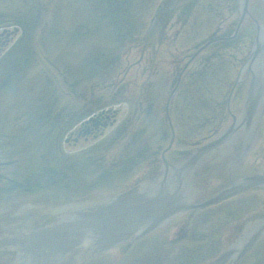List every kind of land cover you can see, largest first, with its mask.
I'll list each match as a JSON object with an SVG mask.
<instances>
[{"label": "flooded vegetation", "instance_id": "obj_1", "mask_svg": "<svg viewBox=\"0 0 264 264\" xmlns=\"http://www.w3.org/2000/svg\"><path fill=\"white\" fill-rule=\"evenodd\" d=\"M68 1L70 2L67 3ZM73 1L79 3L78 0L61 2L63 4L60 7L65 10L63 21L95 24L105 31L111 24L116 23L118 28L123 30V34L118 38L119 41L127 43L126 50L122 51L121 55L125 52L128 54L137 51L139 53L138 60L131 64L130 68L137 65L138 75L144 80L141 83L129 81L127 79L129 65L120 75V80L113 79V41L108 34H102L98 36L97 41L94 40L82 47V51L85 52L91 46L99 44L98 49L102 48V50L94 56V63L98 66L87 64L88 69L83 67L84 75H81V67H79L77 72L81 75L80 78L77 81L66 80L65 68L57 65L53 56L44 51L40 44L51 30L46 23L39 28L43 19L41 10L32 14L28 21L18 22L13 27L1 29L0 189L11 190L15 186L28 185L31 175L48 172L61 175L50 185L58 186L69 179V172L78 168L82 159L87 160L85 154L99 151L113 153L119 148L124 149L126 145L122 141V136L127 132L129 124L131 130L127 137L130 138L134 135L136 127L144 129V126L139 124L142 120L156 121L159 119V89L149 86L155 68L156 44L169 35V26L173 19H178L176 17L179 9L178 3L181 0L164 1L142 34L136 33L137 30L133 27L137 14L133 11L130 0H84L91 5L86 7H81ZM252 6L253 10H263L264 19L263 0H253ZM192 8L193 4L189 2L183 6L180 14L184 15ZM139 14L143 18L137 21L143 22L146 14L142 11H139ZM257 16V13L254 14L255 18ZM18 35L19 40L13 49L5 54V45L9 46ZM152 36L153 50L150 56L152 62L149 63L150 70L147 75L143 63ZM84 37L81 34L77 37L78 47L82 42H86ZM35 63H41V66L33 65ZM247 84L248 79L243 75L231 101L233 113H238L240 110ZM165 116L168 118L167 113ZM138 121L140 122L137 123ZM263 136L264 122L261 125L260 141ZM124 151L126 149L122 152ZM171 152L170 148L165 153V159L168 164L172 165L179 158V152H174L170 156ZM228 152H223L221 156ZM258 156L261 155L257 146L235 170L229 167L228 162L200 168L198 173L196 172L198 182L195 183L196 177L192 180L193 189L197 191L198 187H205L206 194L212 178L215 179L217 175L220 176V188H225L238 178L254 173L253 170L258 163L252 158L257 160ZM221 164L226 165L227 168L221 169ZM6 168L9 171H5ZM34 168L40 170L34 171ZM164 171L162 151L157 150L144 178L164 173ZM215 171L219 173L210 176ZM50 179L54 181V178ZM50 186L41 187L36 181L35 185L29 188H16L8 192L0 191V264H11L17 257V254L10 248L12 237L9 238L7 246L8 242L5 238L9 231L31 230L50 223L51 217L48 209L50 196L48 188ZM250 191L244 200L223 201L221 203L227 204V208H220L217 211L206 210L204 213V216L207 214L209 219L216 218L215 220L219 221L223 234L224 230L227 231L223 236L224 243L229 244L241 229L242 211L237 209L246 210L245 212L248 213L251 211L249 207L252 208L254 203L261 202L260 205L264 206V190H261L263 191L261 197L255 200L253 196L257 191H252V193ZM207 197L198 196L196 200ZM230 208L232 211L229 210ZM255 211L258 212V210ZM255 211L252 210L251 213ZM214 214L216 216H213ZM196 222L197 220L192 218V212L178 218L170 225L154 232L155 234L149 238L153 240L152 246L165 248L166 244L170 245L172 242L181 240H185L187 244L194 243L196 236L194 237L190 226ZM166 230H171L170 237L165 233ZM161 232L163 234L160 235ZM201 239L205 244L209 241L208 236L205 235L201 236ZM256 250L257 248L251 255ZM160 260L159 257L155 258L156 264Z\"/></svg>", "mask_w": 264, "mask_h": 264}, {"label": "rangeland", "instance_id": "obj_2", "mask_svg": "<svg viewBox=\"0 0 264 264\" xmlns=\"http://www.w3.org/2000/svg\"><path fill=\"white\" fill-rule=\"evenodd\" d=\"M61 2L63 0H0V26H11V23L28 18L30 13L35 14L37 10H41L43 19L39 28H42L46 23L52 31L58 29L61 32V35L55 38H47L41 45L49 55L57 57L55 52L64 57L65 66L61 65V67L66 70V80L77 81L81 75H84L83 67H86L87 64L88 66H98L94 63V56L102 48L98 49L99 44H97L87 53H79L76 48L68 45L69 42L64 41L63 36L66 39L67 35L63 33L66 29L68 30L70 24L63 21L65 10L60 7L63 4ZM142 2L145 8L150 7V14L152 15L159 0H151V2L149 0V3L142 0ZM230 5H233L230 1H227L226 7H223L216 5V0H205L203 7L194 11L193 14H188L189 17L187 16V20L182 24L179 22L180 20L175 21L173 19L169 26L170 32L167 38L157 43L155 68L149 86L161 89V92L158 91L161 104L166 101L171 90L175 87L179 74L182 75L180 86L171 103L170 115L178 134L176 133L170 156L175 150H190L194 143H202L204 140L212 138V133L216 135L230 122L227 119L225 101L239 68L247 57L250 47L248 40L245 38L239 42L236 41V43H229L230 45L214 44L188 68L185 67L190 56L202 44L211 39L212 35H224L232 32L236 27L239 19L238 11ZM146 17V23H148V18L151 16L147 14ZM191 17L196 20L193 21ZM46 19L48 20L46 21ZM57 19L62 21L57 22ZM192 31L194 32L191 35ZM176 33L178 35L174 37ZM151 38L143 63L147 75L150 70L149 63L152 62L150 56H152L153 50V36ZM126 47L127 43L119 41H115L113 44V79L115 78V81L120 80V75L129 65L127 79L134 83H141L144 78L138 75L139 67L133 65L130 68V65L138 60L139 53L137 51L128 54L125 52L122 54L125 55L124 58L121 53L126 50ZM55 62L58 64L56 59ZM74 62L76 65L73 64ZM79 67H81V75L77 72ZM162 115L161 107L159 121L153 122L148 119L138 121L137 123L140 122L139 124L144 126V129L136 127L135 135L132 138L127 137L131 130L129 124L127 132L122 136V141L126 145L124 149L119 148L113 153L99 151L85 154L87 160L82 159L79 167L69 172V179L66 182L48 188L50 194L49 208L64 203L93 201L101 196L108 197L129 189L137 181L144 180V175L148 173L150 161L155 157L157 150L162 151L170 142V134L167 139L163 138V131L167 129V122L161 120ZM225 117L227 118L224 121ZM131 119L129 120L132 121ZM125 149L126 151L122 152ZM258 152L261 156H258L257 160L254 158L253 160L258 163L257 168L263 170L264 138L259 143ZM33 170L39 171L40 169L35 170L34 168ZM5 171H9V169L6 168ZM253 197L254 200L258 199L255 195ZM260 203H254L252 210L264 209ZM218 205L220 206L214 207L212 210L227 208L225 203ZM229 210L232 211V208ZM192 218L197 220L195 224L190 226L194 237L196 236L194 243L187 244L185 240H181L180 242H172L170 245L166 244L165 248H158L156 245L148 247V249L141 248V256L137 255L138 251H135V254L119 251L116 255L99 259L93 264H156L155 258L158 257L161 258L158 264H205L208 257L216 251V248L212 247V251L208 255L209 249H211L210 241L220 232V223L215 220L216 218L214 220L209 219L207 214L202 219L199 218V215H192ZM208 228L209 230H207ZM165 233L170 237L171 230L165 231ZM225 233H227L226 230H224ZM203 235L209 238L207 244L202 242L201 236ZM136 249L138 247L132 248V251ZM154 252L155 254H153Z\"/></svg>", "mask_w": 264, "mask_h": 264}, {"label": "water", "instance_id": "obj_3", "mask_svg": "<svg viewBox=\"0 0 264 264\" xmlns=\"http://www.w3.org/2000/svg\"><path fill=\"white\" fill-rule=\"evenodd\" d=\"M226 4L227 0H216V5L226 7ZM244 6H247V2H245ZM256 98L258 99V97ZM257 99H255L253 104L249 107V111L256 106ZM244 125L245 122H241L233 127L223 145H228L233 140L234 134L236 135L242 132ZM228 134L229 132L225 133L216 143H211L189 153L185 159L178 162V165L172 167L171 175L166 177L169 180L164 183V186L160 187L157 191L150 192L146 197H142L144 198L143 200L140 198V202L141 200L142 202L140 203L139 209L133 208L131 214L135 213L136 215L140 212L141 215H144V218L138 225L135 220L127 219L125 221L126 234L121 235L122 232L119 231L120 224H118V222L121 220L119 215H122L123 212L117 202L110 205V207L99 205L89 207L87 210L76 208L68 211L67 209H63L64 211L61 212V215L60 212L56 213L55 218L57 221L55 223L33 231H28L27 233L18 230L12 234L15 236L10 248L17 254V257L11 264H60L65 257H68L70 253L76 249H82V253H86V255L82 254V256L76 258V261L73 263L86 264L100 255L103 251L102 248L109 247L113 244L112 242L114 239L112 240L110 238L113 235H120L119 237L126 238L128 235L137 232L138 229L142 232L140 236L149 233L160 225V221H157L159 215L165 216V214L167 215L172 212L175 202L181 199L178 197V194L180 195L182 191L181 187H183V189L189 187L191 182H187L190 181L189 177L194 167L192 169L190 168L193 164L206 163L210 159L212 161L215 160L218 154L217 150L212 148L217 146L218 143L223 142ZM218 150L222 151L223 149L219 147ZM31 179L39 181L41 177L35 176ZM219 181L220 176L217 175L214 180H211L207 190L211 189L212 191L216 189ZM246 181H252L253 184L256 182L257 185H259L264 183V177L254 176L251 180ZM42 185H44V183H42ZM173 186L177 187L178 191H173ZM132 194L133 192L126 193V197ZM186 202L189 203V200ZM53 208L56 207H51L49 209ZM199 214L198 212L192 213V215ZM60 218L62 219L59 220ZM238 243L241 244V239ZM8 245L9 238L7 246ZM239 246L240 245H235L231 252L224 254L214 264H227V258L236 254L241 248ZM128 252H132V248H130Z\"/></svg>", "mask_w": 264, "mask_h": 264}]
</instances>
